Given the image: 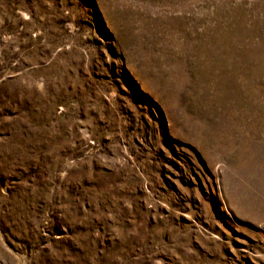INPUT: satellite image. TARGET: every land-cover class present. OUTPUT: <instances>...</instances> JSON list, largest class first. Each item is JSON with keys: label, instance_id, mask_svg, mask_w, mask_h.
Masks as SVG:
<instances>
[{"label": "rangeland", "instance_id": "1", "mask_svg": "<svg viewBox=\"0 0 264 264\" xmlns=\"http://www.w3.org/2000/svg\"><path fill=\"white\" fill-rule=\"evenodd\" d=\"M0 264H264V0H0Z\"/></svg>", "mask_w": 264, "mask_h": 264}]
</instances>
